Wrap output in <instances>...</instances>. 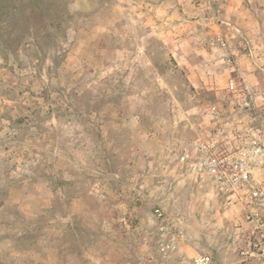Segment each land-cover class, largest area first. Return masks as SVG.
<instances>
[{
	"label": "rangeland",
	"instance_id": "obj_1",
	"mask_svg": "<svg viewBox=\"0 0 264 264\" xmlns=\"http://www.w3.org/2000/svg\"><path fill=\"white\" fill-rule=\"evenodd\" d=\"M227 117L264 127V0H0V264H241L177 160Z\"/></svg>",
	"mask_w": 264,
	"mask_h": 264
},
{
	"label": "built area",
	"instance_id": "obj_2",
	"mask_svg": "<svg viewBox=\"0 0 264 264\" xmlns=\"http://www.w3.org/2000/svg\"><path fill=\"white\" fill-rule=\"evenodd\" d=\"M228 91L247 99L250 108L252 86L231 78ZM182 170L195 179L212 182L224 210L245 230V244L239 249L241 264H264V127L255 120L245 122L227 117L217 122L208 136L195 139L177 158ZM160 232L168 239L160 252L172 255L179 249L181 231L170 227L161 209ZM194 264H213L212 258L197 255Z\"/></svg>",
	"mask_w": 264,
	"mask_h": 264
}]
</instances>
